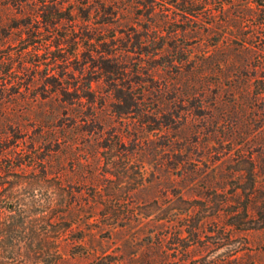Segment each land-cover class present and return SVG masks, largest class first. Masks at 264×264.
I'll return each mask as SVG.
<instances>
[{"label":"rangeland","instance_id":"rangeland-1","mask_svg":"<svg viewBox=\"0 0 264 264\" xmlns=\"http://www.w3.org/2000/svg\"><path fill=\"white\" fill-rule=\"evenodd\" d=\"M0 264H264V0H0Z\"/></svg>","mask_w":264,"mask_h":264}]
</instances>
